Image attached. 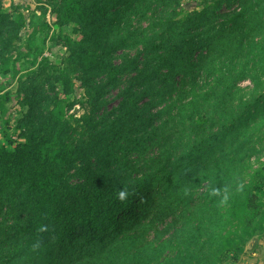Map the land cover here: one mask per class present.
I'll list each match as a JSON object with an SVG mask.
<instances>
[{"label": "trees", "instance_id": "trees-1", "mask_svg": "<svg viewBox=\"0 0 264 264\" xmlns=\"http://www.w3.org/2000/svg\"><path fill=\"white\" fill-rule=\"evenodd\" d=\"M5 1L0 60L26 24ZM45 6L78 38L60 37L62 75L40 68L21 81L22 142L0 138V264L237 261L263 214L264 161L255 171L252 160H264V0ZM73 77L81 117H67L62 98ZM169 219L167 239L145 241Z\"/></svg>", "mask_w": 264, "mask_h": 264}, {"label": "rangeland", "instance_id": "rangeland-1", "mask_svg": "<svg viewBox=\"0 0 264 264\" xmlns=\"http://www.w3.org/2000/svg\"><path fill=\"white\" fill-rule=\"evenodd\" d=\"M202 0H182L181 10H191L196 8ZM43 2V3H40ZM47 0H6L3 4L4 10L16 16L21 14L25 19V26L21 30L19 39L15 42V49L12 53L6 54L0 60V138L5 146L14 147L22 142L20 121L28 111L22 104L23 97L20 94L19 86L25 80L28 73L46 68L47 72L54 78L55 75H62L65 72L64 60L68 56L66 48L63 46L61 36L78 38L71 26L63 29L57 25L56 16L53 15L49 6H45ZM45 6V7H43ZM226 10V9H225ZM142 25H147L142 23ZM140 48L135 47L122 51L118 54L117 63L126 59L134 58ZM72 95L63 96L67 117H81L83 108L81 104L85 102L84 89L81 83L73 77ZM261 82L264 85V70L261 74ZM61 91V84H55ZM240 87L245 91H251L253 84L250 79L243 82ZM261 91H264V86ZM117 91L109 95V102L116 105L113 98ZM114 101V102H113ZM263 159L260 162L253 158V169L258 171L262 167ZM258 193L264 185V171L260 172L256 179ZM262 192V190H261ZM170 219L156 223L152 231L146 238V242L159 244L163 239H167L173 230L168 229ZM252 236H250V239ZM250 239L246 241L248 244ZM245 250V249H244ZM228 264V263H227Z\"/></svg>", "mask_w": 264, "mask_h": 264}, {"label": "crops", "instance_id": "crops-1", "mask_svg": "<svg viewBox=\"0 0 264 264\" xmlns=\"http://www.w3.org/2000/svg\"><path fill=\"white\" fill-rule=\"evenodd\" d=\"M261 188L263 189L262 192L260 190L259 202L263 206V214L259 224L240 258L228 264H264V185Z\"/></svg>", "mask_w": 264, "mask_h": 264}, {"label": "clouds", "instance_id": "clouds-1", "mask_svg": "<svg viewBox=\"0 0 264 264\" xmlns=\"http://www.w3.org/2000/svg\"><path fill=\"white\" fill-rule=\"evenodd\" d=\"M121 196H123V193H121Z\"/></svg>", "mask_w": 264, "mask_h": 264}]
</instances>
